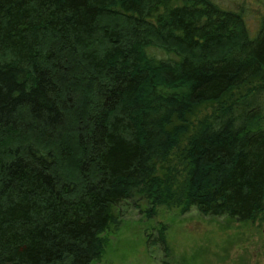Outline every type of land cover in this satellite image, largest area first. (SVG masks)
Listing matches in <instances>:
<instances>
[{"label": "trees", "instance_id": "trees-1", "mask_svg": "<svg viewBox=\"0 0 264 264\" xmlns=\"http://www.w3.org/2000/svg\"><path fill=\"white\" fill-rule=\"evenodd\" d=\"M263 70L264 15L210 0H0V264H96L136 195L261 217L260 89L222 99Z\"/></svg>", "mask_w": 264, "mask_h": 264}, {"label": "rangeland", "instance_id": "rangeland-1", "mask_svg": "<svg viewBox=\"0 0 264 264\" xmlns=\"http://www.w3.org/2000/svg\"><path fill=\"white\" fill-rule=\"evenodd\" d=\"M210 1L240 13L248 35L256 34L264 15V0ZM257 89L264 107V70L226 94L222 101L229 102ZM216 103L205 102L193 108L186 114L188 122L195 124L213 113ZM147 207L140 195L114 206L120 223L106 232L108 243L96 264H264V214L255 220L239 221L204 215L195 207L182 212L158 206L147 217ZM160 230L164 231L162 235Z\"/></svg>", "mask_w": 264, "mask_h": 264}]
</instances>
